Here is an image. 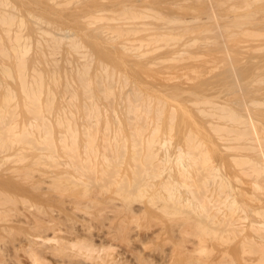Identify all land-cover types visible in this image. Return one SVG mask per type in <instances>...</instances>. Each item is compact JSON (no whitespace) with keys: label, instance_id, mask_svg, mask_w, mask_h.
Wrapping results in <instances>:
<instances>
[{"label":"bare ground","instance_id":"obj_1","mask_svg":"<svg viewBox=\"0 0 264 264\" xmlns=\"http://www.w3.org/2000/svg\"><path fill=\"white\" fill-rule=\"evenodd\" d=\"M82 1L83 0H0V62H1L0 63V66H1L0 67V76L2 75V76L7 78V80H6L7 83L4 82L5 85L3 84L4 99L2 100V98H1V101H4V102L3 103L0 102V103L4 104V106L6 105V103L7 104L10 103L13 106L16 105L15 107H18L17 104L19 105V107L16 108V109H18L17 110L18 112L16 113L18 115L17 118L12 116L14 120L11 119L14 121V123H13L14 125L11 128L12 132L10 134H8L7 136L6 135L3 136V134H2L3 132L0 133V167L2 168L1 170H3L4 168H5V171L8 170V172L6 171L7 173L5 172L6 173L5 175H3L4 173L2 171H0V174L2 173L0 175V264H172V263H175L176 260H177L176 263L178 264L181 261L180 257H179V259H176L175 256H179L181 253V251L179 250V246L175 250L169 251V252L168 251L164 252L161 249L163 252L161 253L160 252L161 250H160L159 254L160 253L161 254L158 255L156 253L158 256H155L153 254L151 255V253L145 254L146 253L145 252V250H146L145 244L147 242V240H145V239H147V236H146V238H141L139 240V242H140L139 246L136 248L134 246H128V245H125L126 247H123L122 246V244H123L122 240L124 238L122 239L121 238L122 236L119 235L120 233H126V235H127L128 231H129L128 229L133 228L131 226H134V228L132 229L134 231V229L137 228L135 226L138 224H136V225L130 224L128 226L127 223L130 222L129 219L130 218L133 219L136 216V214H139L144 210L147 211L152 206H153V209H151L152 212H155L156 210H158L161 212L165 211V213H166V212H168L167 209H171L172 211L171 210H169V211L172 212V214L176 213L178 215L179 214L181 215V213H182L181 219H183V215H184L183 213H185V212H184V209L182 212V208L185 206L187 207L186 204L191 205V203L192 204L194 203L196 205L195 201L196 202L198 201L200 204L199 200H201V199L192 200V198L193 199L197 198V196L195 197V194L192 195V193H193L192 190H190L189 186H187V183H184L183 182L184 179H182L183 175H188L190 173L189 171H191L194 167H196L195 166L196 161H197L198 157L200 156V154L202 153V149L199 148L200 144L196 145L197 144L196 142L198 139L195 140L194 139L195 133L192 134L193 135L192 139L195 140L196 142H194L192 140V143L193 142L194 143L190 144L187 142V139H186V134H188L187 132L189 129L185 130L187 132L183 133L184 135L180 134V133H182L181 131H176V133L174 135H178L177 137H174L173 131H172L176 128H179V130H180L181 129L180 127H182L180 124L182 121L180 119H178V117H177L176 111H178V109L175 106V103H177V102L179 103L180 101H178V100H181L180 98L182 95L178 94V92H181V91L176 92V90H175V92H173L174 90H172V91L168 90L169 87L167 88V92L164 94L154 93L155 91L153 93H148V92H141L140 93L139 91H137V93H136L137 97H135L134 95H132L128 92L123 91V89H125L124 87H126L125 83L127 84V82H129V81L131 82V81H135V80L139 81V80H138V77H136V79H135V75L133 74V72H130L129 69H128V71L131 74L127 73L129 75H126V72H123V71L122 72L124 74L121 73V69L123 70V68L121 67L122 66V60H119V59H122V56L124 54H128V55L136 54L137 55L138 51H141V53L139 52L140 55L144 56L142 54L143 52L145 54L149 50H151V49H148L147 46L150 47L153 44L148 39L149 36H147L145 34H147L149 30L151 31V29H153V27L157 28V26L160 29L165 27L164 30H166L167 28H168V30L172 29L173 27L171 25V22H173V19L172 18L170 19V17H173V16H170V17L168 16L169 18L166 16L172 15V14L174 15V12L172 13V11H171V13H170V12H168L169 11L168 10V11H165L166 12L165 13L163 10L162 15L168 13L167 15H164V17H163V18L166 17V19H168L166 21V24L168 26L167 25L164 26L161 23L159 25L155 23L156 24L155 25L156 27H155V26L149 25V24H154L151 21H153V18L156 17L153 14V9L155 8V6H154V8H151V7L154 5L152 2L156 1L157 3L156 2L155 3L158 4L159 0H154V1L151 0L152 2L151 1L149 2V5L151 3L153 4V5H150L151 7L147 4L148 2L146 3L147 6L152 10L151 14H150L149 10H148V12L143 10L145 8L139 9V8H137L138 5L134 6L133 4H135L136 2L133 0H126V1L121 0L120 2H118L116 0L115 1L112 0L111 3L108 1L109 4L105 3V1H103L104 2L103 3V2H101V0H100V3H99V0H93V2L91 0H89V1L85 0L84 2H86V1L92 2V3H90V5L86 2L85 6H84L85 3L84 4L81 3ZM162 1H160V2H162ZM206 1L208 4V11H206V12H208V17L210 19V22L212 23V26L214 25L216 32L219 35V38H221V41L223 44V45L222 44L221 45L224 48L225 61L227 62L228 66H229V67L228 66L227 67L229 68V70L231 72L232 78L235 80V83L232 81V85H234V87L237 88V90H235V91H238L237 92L238 96H237V93H235V97H237V98L232 97V102H233L232 104H234L232 107L228 108L227 107L228 105H227V106H225L227 108L224 107V109H225L224 110V109H222L223 107L219 108L220 107V106H218L219 104L216 105L218 107V109H220L219 111L222 110V112H221L222 115H220L221 113H219V115H216L217 116L216 118L219 119V118H222L221 116H223V119H221V120L225 121V123H223V124H226V123L228 124L230 122L229 124H231L232 126L234 125L233 128H231L230 126L227 127V125H226V127L228 129L227 130L226 128H224L225 125L222 126V124L220 123L221 124L220 127H222V128L219 127L220 128L219 130L222 132V136L224 133L223 137H225L226 140H227V137H229L230 133L231 134L234 133L233 136L230 134L231 138L235 137L236 139L238 138L239 140L242 139L241 141H243V143L247 142L245 144H242V142H240L242 144L241 148L243 145L247 144L245 146L247 148L246 152L248 150L250 157L248 155L249 158L248 157H246V158L249 160V162H251V164L254 168L253 171L255 170L254 172H256L258 174V177H261L260 179L263 180V182H264V124H263V118L264 117H262L263 115H261L263 113L262 111H261L262 113L259 114L260 110H262L261 107H264L263 105L261 106V103L263 104L264 98L260 97V96L258 97L259 93L256 94V93L252 92V93H254V94H252L251 92H247V91L243 92L242 91L243 89L250 88V87H248V85L246 87H244L245 85H243V84L241 85V83H240L241 81H239L240 76H239V74H237L238 72L236 71L237 66L235 68V66H234L235 62L233 63V58H232L233 56L231 55V52H230L231 48L229 49L226 46L225 40H223L224 31H223V29H221V27H224V26H221V24H220L221 20L219 21V19H218V15L220 13L219 14L216 13L217 11H215V7L213 6L214 4L212 3L211 0H206ZM127 2L130 4H128ZM133 2H135V3H133ZM162 3L158 4V6L163 5ZM118 4L120 5V7H119L120 10L116 8V7H118L117 6ZM142 5H144V4H142ZM133 6L136 7L138 10H142V11H140V12L138 11L139 13L136 11L137 12V14H136L134 12V10H136V9H133L134 8ZM143 7H145V6H143ZM260 7L262 8V5ZM115 8H116V10H115ZM128 8H130V9L132 8L133 12L135 14H132L133 12H131V10H130V12H131L130 13L128 11ZM164 8L166 9V6ZM93 10H95V11H93ZM144 11L146 12V14ZM253 11H257V9L256 10L253 9ZM142 12H144V14ZM155 12H154L155 15L161 16L160 15L161 13L157 14V11H155ZM53 13H55V14H53ZM243 14H245V13H243ZM54 15H56V16H54ZM238 15H240V14H238ZM263 15H264V13L262 14V16ZM148 16H151V17L154 16L152 19H151V17H149L150 18V20H148V21H150L149 23L146 20V18H148ZM176 16H177V19L175 18V21H177L176 24H178V26H180L179 24L181 23V27H182L184 24V23L182 24V21L184 19L182 21H178V18H180V16H178V15H176ZM242 16H240V18ZM247 16H249V15H247ZM257 16H259V15H257ZM257 16H256V18H257ZM142 18H144V19H142ZM159 18L160 17H158L157 19H159ZM169 19L171 20V22ZM181 19H182V17H181ZM244 19L246 20L247 18L244 17ZM68 20L70 21L69 22L70 24H71V21H72V23L75 24V25H73L74 29H72L73 26L71 27V25L69 23L68 24L70 25L71 29L69 28V26H67L68 28L63 26V24H65L64 22H66V24H67ZM159 20L164 21L165 19L161 18ZM231 20L233 21V19H231ZM239 20L240 19H237V20L234 19V21L231 24L236 25L234 23L240 24L243 21H244L243 23L246 24V22L248 23L251 20V17L249 16V21L243 20L241 22L242 19L240 21ZM258 20H260V19H258ZM258 20H257V22H258ZM262 20H264V17L261 19V22H262ZM158 21H157V23H159ZM184 21L186 23H188V21H190V20L187 21L185 19ZM203 22L208 24L209 21L208 22L203 21ZM252 22H256V21H252ZM261 22H260V24H261ZM200 23H202V22H200ZM172 24H174V23H172ZM170 25L172 28L169 27ZM203 27H205V26H203ZM231 28L233 30V29H236L238 27H231ZM242 31H244V30H242ZM231 32L233 33V31H231ZM237 32H239V31H237ZM234 33H235V31H234ZM248 34L249 33H247V35ZM155 35H154V37H155ZM238 35H239V33H238ZM150 36H151L150 39L152 40V38H153L152 33ZM162 36H164V35H162ZM250 36H249V38H251ZM143 37H148V38H143ZM209 37H211V36H209ZM100 38H101V40H100ZM133 38H134V40L139 39L138 44L136 42L134 44ZM145 39H148L152 44L151 45L148 44L147 43L148 40H147V42L144 43L143 41ZM86 40L87 41L89 40L92 43H94V47H92L93 44H90L91 42H89L90 45L88 44V42L86 43ZM153 40H155V39L153 38ZM158 40H159V38L156 41H158ZM165 42H166V40H165ZM226 42H228V40ZM154 43H155V41H154ZM164 43L161 46H164ZM174 43H177V42H174ZM182 43H183V41H182ZM171 44L172 43H170L169 46H172ZM259 45H260V43H259ZM153 46H157V45H153ZM181 46H183V45H181ZM243 46H245V45H243ZM166 47H167V44H166ZM260 47H263L262 44L260 45ZM116 48L120 49V50H117ZM159 48H158V50H159ZM176 48H178V47H176ZM219 48H221V47H219ZM256 48H258V47H256ZM165 49H167V52L170 51V50L168 51V48H165ZM179 49H180V47H179ZM217 49H218V47H217ZM263 49H264V47H263ZM177 51H179V50H177ZM57 52L61 53L60 56H57L58 55ZM165 52H166V50H165ZM252 52H254V51H252ZM154 53H155V51H154ZM256 53H259V52H256ZM155 54H153V55H155ZM131 55H130V57H131ZM127 57H129V56L126 55L125 58L129 60V58H127ZM154 57H156V56H154ZM135 58H137V57H134L133 60ZM57 59L58 60L62 59V61L59 62ZM234 59H235V57H234ZM136 60H138V59H136ZM151 60H152V58H151ZM164 60H166V59H164ZM64 61H66V62L69 61L68 62L69 64L65 63ZM154 61H155V59H154ZM134 62H137V61L134 60ZM164 63H165V61H164ZM141 64H142V61H141ZM145 64H147V63L145 62ZM236 64H237V62H236ZM154 65L155 64H153L152 66H154ZM148 69H149V66H147L146 70H148ZM94 75H96V76L99 75L98 77L100 78L101 85L103 84L102 85L103 87H101L102 91H99V92H101V94L98 93L99 94L98 96H97V92L95 91L98 88V86H96V84H98L97 80H96L98 77H96ZM144 76H145V73H144ZM143 80H144V77H143ZM140 85H141V83H140ZM230 85H231V83H230ZM143 87L146 88L147 86L144 85L142 82V87H140V89L142 88V90H144ZM150 88H152V86ZM65 89L68 91L67 93H69V90H73V94L75 95L72 97L73 99L72 98L70 99V97H69V99H67L68 97L64 98L63 97L64 95H60L62 92H64ZM99 89H100V87L98 88V90ZM120 90H122V91H120ZM148 90L146 89V91H148ZM154 90H155V88H154ZM67 93L65 92L64 94H67ZM204 93H202V94H204ZM249 93L252 94V96ZM111 94H113L114 96ZM182 94H184V93H182ZM1 95H2V92L0 93V96ZM100 95H101V97H100ZM109 95L113 99H110ZM178 95L180 96V98ZM207 95H209V93H207L206 96ZM221 95H219L218 97H224L222 93H221ZM202 96L204 97L205 95H201V97L199 99H201ZM210 96H211V94H210ZM210 96L206 97L208 99L202 98L201 101H203V104L201 103V105L204 106V104H206V102H207V104L205 106L208 105L209 106L208 108H210L211 107V105H209L210 104V100H209ZM15 97H17V98L15 99ZM108 97H109V100H108ZM184 97H185V95H184ZM198 97H196V98H198ZM229 98H231V97L229 96ZM186 100H188V99H186ZM218 101H220V100L218 99ZM181 102H183L182 104L185 103L183 101V99L181 100ZM186 102H188V101H186ZM222 102L224 103L225 101L223 100ZM108 104H112V106L113 105H115V106L113 108L108 106L109 108H112V109L109 111H107V110L105 111V107L108 108L107 107ZM214 104H216V103H214ZM259 104H260V106H259ZM32 105H34V106L38 105V106H36L37 107L36 108ZM125 106H127V107H125ZM134 106H136V107H134ZM216 106L214 105V107L213 106L211 107L213 109V112L211 111V109L210 110L205 109V112L211 111L212 114L216 113L217 111L214 110V108H217ZM229 106H231V100H230ZM49 107L51 108V110L49 109ZM80 107H82V108H80ZM84 107H86V108L88 107V108L84 110ZM180 107H181V105H180ZM182 107H183V105H182ZM198 109L199 108H197V110ZM130 110H133L134 112L130 113L129 112ZM15 111L13 110L14 113H15ZM224 111H226V112H224ZM136 113H137V117L139 119H141V117H142L143 121L147 122L146 124L150 125L149 127L146 128V129L149 128L148 132H145V133L143 132V130H141V126L139 128L137 127L138 128L137 134H139V136L144 137V141H145L144 143H149V145L150 144L153 145L154 149L153 148L152 149L154 150V152H158L159 149H161V151H162V154H160V156H161L160 160L162 161L161 165H160V169H161L160 172L161 173L156 172L157 176H158V174H161L162 178H160V179L158 178L161 182L159 180H157V184L159 183V185L164 187L165 189L164 188L163 189H164V191H166L165 194L168 193L167 195L171 196L172 198L171 197L169 198L167 195H165V197L166 196L168 197V198L166 197L168 200L166 201V199H165V202L161 201L162 203H159L160 200H158V202L154 201V204H152L153 202H151V204H148L146 202L144 204V202H143L142 205H139V206L136 205L135 206L134 205L135 203L133 202L135 199H132L135 196V194L131 193L128 195L126 193V195H125V192H127V191H125L126 190L125 189L124 191H121L123 193H121L119 191L117 192L118 194L116 193L117 195L115 196V198L118 196L119 197L121 196L120 198L118 197L119 201L117 200L118 199L117 198V199H115V201H117V202H115L114 198L112 197L113 199L112 198L111 199L113 201L110 200V203H111V201L114 203L109 204L108 206L107 205L104 206L103 203H105L106 201L104 202L102 195H105V194L104 193L101 194L103 192L101 190L105 188V183H104V185H101V182H100L99 185H96L95 187L91 186L89 188H86V187L81 188V187H84L85 184L84 185L82 183L79 184L80 182H83V181L79 182L77 180L79 178L78 175H84V173L79 174L77 172H80V171L83 172V170L84 171L87 170L90 166H93L94 164H97L98 162H100V160L102 162V161L110 160V158H108V156L104 154L105 152L104 153L102 152V149H101L102 146L100 148L101 153L98 152L96 155H94V153H91L90 156L88 153L87 155L82 156L81 153L83 152L84 149L86 150L87 141H89V139L82 137L81 136L82 134L79 135V132L81 130L76 129L77 127L74 125L73 122L74 121L84 122L86 120L84 117H87L89 121L101 120V123L104 125L103 127L107 128L108 131L110 130L109 132H111L109 139H110V143L112 144L111 146L113 148L117 149V147H119L118 143H120L121 139L126 138V140H128L127 141V147L129 148V150H134L137 147L135 144V139H133V137L129 136L128 134L127 135L124 134L123 131H120L119 127H121V125H122L121 122H122L123 118L130 117L131 114H133V116H134ZM5 114H6L5 111L1 110L0 122L2 124H4L2 121L5 118L4 117ZM202 114H204V113L202 112ZM12 115H14V114L12 113ZM207 115L208 114H206V116ZM133 116H131V118H134ZM82 117H83V119H82ZM210 117H208V118H210ZM138 118H137V121H138ZM193 118H194V116H193ZM79 119H82V120H79ZM129 120H130V118H129ZM206 120H207V118H206ZM47 122L50 123L49 128L51 127V131H49V129L47 128L48 125H46L47 127L45 126V124ZM119 122H120V124H118ZM124 122H125V120H124ZM8 123L6 122V124H8ZM159 123H161V124H159ZM76 124H78V123H76ZM90 125H91V122H90ZM129 125H131V124H129ZM100 126H102V125H100ZM0 127H3V126H0ZM134 127H135V125H134ZM213 127H215V126H213ZM129 128H130V126H129ZM137 128H135V129H137ZM182 128H184V123H183ZM198 128H201V127H198ZM210 128H212V127H210ZM229 128L231 129V132H229V130H230ZM7 129H8V127H7ZM135 129H133V130H135ZM222 129H223V131H222ZM232 129H233V131H232ZM78 130H80V131H78ZM94 130H96V129H94ZM181 130H183V129H181ZM77 131H78V133H77ZM224 131L227 133H225ZM109 132H107V133H109ZM130 132L133 133L134 135L136 134V133H134L135 131L132 132V130H131ZM85 133H86V131H85ZM157 134H160V136L157 137L156 136ZM206 134H207V132H206ZM225 134L226 135L228 134V136L226 137ZM219 135H221L220 132H219ZM234 135H236V136H234ZM85 136L87 137V135H85ZM106 136H107V134H106ZM197 136L198 135H196V137ZM234 139H230V140H234ZM34 140L38 141L39 143H42V144L48 143V145H49L51 143L53 145L54 150L53 149L51 150L50 148H48L47 147L48 145L47 146L43 145L44 148L34 147L32 145V141L35 142ZM189 140H191V139H189ZM224 141H225V139H224ZM74 142L76 144L79 143L78 150H80L79 153L81 154V156H79L78 159H75L76 158L75 154H74L75 157L72 158L71 156L74 152L72 151L73 153H69L70 150L67 149V148H72V146H74L73 145ZM90 142L92 143V141H90ZM108 142L109 141H107V143ZM199 142H201V139L199 140ZM227 142L224 143L223 147H225V144ZM76 144H75V146H76ZM125 144H126V142H125ZM90 145L88 147L89 150L91 148ZM106 145L107 144H105V146ZM147 145H145V146H147ZM237 145H238V143H237ZM75 146L73 147V149L74 148L77 149ZM227 146H228V144H227ZM77 147H78V145H77ZM107 147L110 148L109 145H107ZM139 147H141V146H139ZM203 147H204V145H203ZM205 147H206V145H205ZM119 148H121V146ZM196 148H198V149H196ZM7 149H11L12 152L11 151L7 152L8 151ZM66 150H68V153L71 156L68 154H63L66 152ZM91 150H92V148H91ZM121 150H124V148ZM243 150H245V149H243ZM54 151H55V153H53ZM75 151H77V150H75ZM110 151H112V150H110ZM203 151H205V150H203ZM243 153H245V151ZM248 153H246V154H248ZM114 154L116 155V153H114ZM76 155H79V154H76ZM205 155H207V154H205ZM112 156H114V155H111V157ZM120 156H121V154H120ZM121 157H123V154ZM40 158L41 159L43 158V159L41 160ZM116 158H118V157H116ZM93 159H95V161L97 163ZM97 159H99V161H97ZM121 159L123 160V158H121ZM111 160H113V159H111ZM248 160L245 159L244 164L246 161L248 162ZM25 161L26 162L31 161V163L34 164V166H30V164H28V163H27L28 166H24ZM22 162L24 163V165ZM247 162H246V164H247ZM19 164H22V165H19ZM251 164H249V166L248 165H246V166H248L250 168ZM116 165H118V164H116ZM199 165H201V164H199ZM241 165H242V163H241ZM116 167H118V166H116ZM116 167L114 169V174L112 176L115 175ZM153 167H156V166H153ZM94 168H96V167H94ZM37 169H41V170L44 169V170H42L43 172L44 171H47V172L51 171L50 172L51 174H50V176L47 174V176H49V177H46V175H45V177H42L43 175H41V174L40 175L33 174V171L35 172V171H37ZM241 169H243V168L241 167ZM185 171L186 172L188 171L189 173L186 174ZM174 172L177 175H173V178H172L171 175ZM178 174L181 175L182 177L181 176L178 177ZM205 174H207V173H205ZM216 174H217V172H216ZM223 174H225V173H223ZM223 174H221L222 177H223ZM152 175H153V173H152ZM198 175H200V174H198ZM195 176H197V175H195ZM207 176H209V173L207 174ZM154 177H156V176H154ZM163 178H165V179H163ZM146 179H148V178L146 177ZM190 179H192V177ZM203 179H202V181H203ZM109 180H112V179H109ZM150 180H152V179H150ZM76 181L79 183H77ZM195 181H196V179H195ZM197 181H199V180H197ZM209 181H211V179ZM163 182L164 183L166 182V184L164 185ZM188 182H189V180H188ZM263 182L261 181L260 183H263ZM146 183H145V185H146ZM161 183H163V184H161ZM191 183H192V181H191ZM150 184L148 183V185H150ZM108 186H109V184L107 185V187ZM207 188H209L208 185H207ZM143 189H144V187H143ZM186 189H187V191H186ZM132 190L133 189H131V191ZM105 192H106V190H105ZM186 192H188V194ZM129 193H130V191H129ZM144 194L145 193H143V195ZM189 194L192 195V196L191 195L190 196H191V200L193 202L190 201ZM129 196L130 197L132 196V198H130ZM208 199H209V195H208ZM168 201H170V202L167 203ZM216 203H214V204H216ZM101 204H102V206H101ZM214 204L212 206H214ZM218 204H216V206ZM183 205H185V206H183ZM147 207H149V208L147 209ZM154 209H156V210H154ZM263 212H264V210H263ZM253 213H255V212H253ZM123 215L130 217L129 219L126 217V219H128L127 220L128 222L127 221H126L127 223L125 222L127 224L126 227H123V226H125L124 223H121V225L123 224V226H121V228L119 227L120 229H116L117 226H114L115 227L114 228L112 226V224L110 225V223L113 221V219L116 220V218H117V220H118V217L123 216ZM139 215H142V214H139ZM168 215H169V213H168ZM180 215H179V218L181 217ZM190 215L188 214V216H186V217H189ZM136 217H138V216H136ZM199 218H201V217H199ZM199 218H197V217L193 218L192 221L195 220V222H196L197 220H199ZM104 219H106L109 222V225L105 224L106 220H104ZM188 219H183V220H188ZM102 221H104V224L102 223ZM157 221H159V220H157ZM188 221H190V220H188ZM192 221H191V223H192ZM159 222H161V221H159ZM186 222L187 221H185V223ZM171 223H169V224H171ZM175 223L173 222V224H175ZM180 223H181V221H180ZM198 223H200L202 225L201 222H198ZM259 223H260V221H259ZM132 224H135V223H132ZM261 224H264V221L261 222ZM181 225L183 227L184 223L183 224L181 223L180 226H177V227H179L178 228L179 234H180V232L183 234L184 231H185L184 233H186V231H187L186 225L184 228H182ZM187 225H190V224L187 223ZM194 225H195V223H194ZM118 226H120V225H118ZM138 226H140V225H138ZM204 226H206V225L204 224ZM151 228H152V230H154L153 227H151ZM168 228H169V226H168ZM173 229H176V227ZM183 229H186V230H183ZM213 229H215V228H213ZM139 232H137V233H139ZM130 233L132 234V231H130ZM143 233H145V231ZM149 234L151 235V233H149ZM182 234L180 235L181 237L183 235H185V234H183V235ZM144 236L145 235H143L142 237H144ZM119 237L122 240L119 239V242H118L117 240ZM148 237H149V235H148ZM134 238L136 239V236ZM139 238H140V235H139ZM139 238L137 237V239H139ZM127 239H128V242L131 240V238H129V237ZM132 240H133V238H132ZM144 240H145V242H144ZM120 241H121V243H120ZM130 243H132V242L130 241ZM180 243H181L180 240H178L177 244H180ZM144 246H145V250H144ZM183 248H184V246H183ZM180 256H184V255L182 254ZM199 256H200V254H199ZM133 258H134V260H136V261H134L135 263L133 262ZM174 258H175V261L173 262L172 260H174ZM204 258L205 257H203L202 259H204ZM207 259H208V257H207ZM209 260H210V258H209ZM198 261L199 260H197L196 262H198ZM194 262H192V264ZM203 262H201V264ZM206 263L208 264L209 262H206ZM194 264H197V263H194Z\"/></svg>","mask_w":264,"mask_h":264},{"label":"rangeland","instance_id":"obj_2","mask_svg":"<svg viewBox=\"0 0 264 264\" xmlns=\"http://www.w3.org/2000/svg\"><path fill=\"white\" fill-rule=\"evenodd\" d=\"M84 1L85 0H83L81 3L82 4L85 3L84 4V6H85L87 1L86 2H84ZM91 1L93 2V0H91ZM91 1L87 2V3L90 5V3H92ZM103 1H105V3H108V1L110 3L112 2V0H107V1L101 0V2H103ZM116 1L120 2L121 0H116ZM133 1L136 2V3L133 2V3H135V4H133L134 6L138 5L137 8H139V9L145 8L143 10H145L146 12H148V10H149L150 14L152 13L151 12L152 10L147 6V4L149 5V2L151 0H133ZM152 1H154V0H152ZM160 1H162V0H159L158 4L163 2L162 3L163 5L158 6V4H156L157 2L154 1V2H152L154 5L151 3L150 5H153V6L152 7L150 5L149 6L151 8H154V6H155V8H154L155 10L153 9L154 16H156L157 18L160 17L159 19L162 18L165 20L164 21L161 20L162 21L161 22L156 17H155L156 19L153 18L154 16L153 17L148 16V18L149 17H151V19L153 18V21H151V22L154 23V24H149V25L155 26L156 24L159 25L161 23L164 26H166L167 25L166 21L168 20V19H166V17L173 16V17H170V19L171 18L173 19V22H171V20L169 19L173 28L171 27V25L169 27H171L172 29H169V30H168V28L166 30H164L165 27H163L161 29L158 26H157V28L153 27V29H151V31L149 30L148 33L145 34V35L149 36V38L143 37V38H148L153 43L152 44L148 39H145L143 41L145 43L148 40L147 43L150 45L152 44V46H150V47L147 46L148 49H151L147 52L148 54L147 53L144 54V52H143L142 54L144 56H142V55H140L141 51H138L137 55L136 54H134V55L130 54L131 55V57H130V55L124 54L122 56V59H119V60H122V66L121 67L123 68V70L121 69V73L126 72V75H129V74H131V73H129V71L133 72V74L135 75V79H136V77H138V80L140 81L139 82V81L135 80V81H131V82L129 81V82H127V84L125 83L127 88L126 87H124V88L127 91L125 89H123V91L128 92V93L134 95L135 97H137V94H136L137 91H139L140 93L141 92L153 93L155 91L154 93L164 94L167 92L168 87H169L168 90H170V91L174 90L173 92H175V90H176V92L181 91V92H178L179 95L180 94L182 95L181 98L179 95L178 96L181 100L183 99V101L185 103L182 104L183 102H181V100H178L180 102L175 103V106L178 109V111H176L177 117H178V119H180L182 121L180 123L182 127H183V123H184V128L180 127L183 130H181V129L179 130V128H176L172 131H173V135L176 133V131H181L182 133H180V134L184 135L183 133L187 132L185 130L189 129L187 132L188 134H186V139H187V142L190 144L192 143V140H193L192 134L195 133L194 139L195 140L198 139L197 142L195 140H193V141L197 143L196 145L200 144L199 148L202 149V153L198 157L199 160L197 159V161H196V165H195L196 167H194L191 171L188 170L190 173L188 171L187 172L185 171L186 174H188V173L189 174L188 175L182 174L183 175L182 179H184L183 182L187 183V186H189L190 190H192V192H193L192 195L195 194V197L197 196V198H194V199L192 198V200H196V199H201V200H199L200 204L198 201L197 202L195 201L196 205L194 203H193L194 205L192 203H191V205L190 204L188 205L185 203L187 205V207L185 205H183V206H185L182 208V212H183V209L185 212V213H183L184 214L183 219L189 218L188 220H190V221L181 219L182 213H181V215L179 214L181 216L180 218H179L178 214H176V213L172 214V212L169 211L171 209H167L168 212H166V213H165V211L161 212V211H158L156 209H154V210H156L155 211L156 213L152 212V210H151V209H153V206H152L150 209H148L149 207H147V209H148L147 211L144 210V211H142L143 213L142 212L139 213L142 215L136 214V216H138V217L135 216L136 218L133 216L135 218V219L133 218L134 220L131 219L130 217L123 215V216L118 217V220H117V218H116V220L113 219L114 222L112 221L110 223V225L112 224L113 227L117 226L118 228L116 227V229H120L121 226H123V224L121 225V223H124L125 226H123V227H126L127 224H128V226L130 224L131 225H136V224L140 225V226H138V225L135 226L137 228L139 227L138 229L137 228L134 229V231L136 230L135 231L136 233L132 230L134 228V226H131V227H133L132 229H128L129 231H128L127 235H126V233H120L119 235H121L122 236L121 238L122 239L124 238V239L122 240L119 237L117 241L119 242V239L122 240V243H123L122 246L123 247H126L125 245H128V246H134L137 248L139 246V243H140L139 240L141 238H146V236H147V239H145V240H147V242L145 244L146 250H145V246H144V250L146 252L145 254L151 253V255L153 254L155 256H158L163 251L164 252L173 251L179 246V250L181 251L180 255L183 254L184 256H180V255L175 256L176 259H179V257H180L181 261L178 264H192V262H194V261H195L194 263H197V264H201V262H203V261L204 262L202 264H204V263L207 264L206 262H209L208 264H264V224H261V222L264 221V212H263V210H264V182H263V180L260 179L261 177H258V174L256 172H254L255 170L253 171L254 168H253L251 162H249V160L246 158L249 155L248 150L246 152L247 148L245 147L247 144L242 146V148L245 150H243L241 148V145L245 144L247 142L243 143V141H241L242 139L239 140L237 138L238 139L237 140L235 137L231 138V135L233 136L234 133L233 134L230 133L231 135L229 134L230 138L227 137L228 134L227 135L225 134V136L227 137V140H226V138L223 137L224 133L222 136V132L219 130L220 128H222V127H220L221 124H222V126L225 125L224 128H226V129L228 126L233 128L234 125L232 126L231 124H229L230 122L228 124L227 123L223 124V123H225L224 120H221V119H223V116H221L222 118H219V119L216 118L217 117L216 115H219V113L222 112V110L219 111L220 109H218V107L216 105L219 104L218 105V106H220L219 108L223 107L222 109H224V107L227 105H228L227 106L228 108L232 107L234 105V104H232L233 103L232 97H235V93H237L238 91H235V90H237V88L234 87V85H232V81L235 83V80L232 78L231 72L228 68L229 66H228L227 62L225 61L224 48L222 46L223 44H222L221 38H219V35L217 34L214 25L212 26V23L210 22V19L208 17V12H206V11H208L207 1L206 0H163L162 2H160ZM211 1L214 4L213 6L215 7V11H217L216 13H218V14L220 13L218 15V19H219V21L221 20V22H220L221 26L225 27V28L221 27V29H223V31H224L223 40H225L226 46L229 49L231 48L230 52H231V55L233 56L232 57L233 63L235 62L234 66H235V68L237 66L236 71L238 72L237 74H239V76H240L239 81H241L240 82L241 85L242 84L245 85L244 87H246L247 85H248V87H250V88L243 89L242 91L243 92L247 91V92H251V93L254 92L256 94L259 93L258 97L260 96V97L264 98V55H263L264 54V49H263V47H264V20H262V22H261V19L264 17V15L262 16V14L264 13V0H248V1L247 0H211ZM99 3H100V0H99ZM128 4H130V3H128ZM142 4H144V5H142ZM261 5H262V8L260 7ZM117 6L118 7H116V8L119 9L120 5L118 4ZM143 6H145V7H143ZM165 6H166V9L164 8ZM116 8H115V10H116ZM137 8L136 7L133 8V9H136V10H134V12L136 14L138 11L139 12L142 11V10H138ZM133 9L128 8V11L130 12V10H131V12H133ZM253 9L254 10L257 9V11H253ZM163 10H164V12L169 10L168 12H170V13L172 11V13L174 12V15L173 14L167 15L168 13L167 14L163 13L164 15H167L165 18H163L164 17V15H162ZM93 11H95V10H93ZM155 11H157V14L161 13L160 14L161 16L155 15V13H156ZM134 12L132 14H135ZM144 12H142V13L144 14ZM146 12H145V14H146ZM243 13H245V14H243ZM53 14H55V13H53ZM238 14H240V15H238ZM246 14L251 17V20H250L251 22L249 21V16H247ZM176 15L180 16V18H178V21H182L183 19L184 20L186 19L187 21L190 20V21H188V23H186L183 20L182 24L184 23L185 25L183 24V26L181 27V23H180L179 24L180 26H178V24H176L177 21H175V18L177 19ZM257 15H259V16H257ZM54 16H56V15H54ZM240 16H242V17L240 18ZM256 16L260 20H258L256 18ZM181 17H182V19H181ZM244 17H246L247 18L246 20L249 21L248 23L246 22V24L243 23L244 22L243 20H245ZM148 18H146L147 21L150 20V18L149 19ZM142 19H144V18H142ZM229 19L230 20L233 19V21H234V19L235 20H237V19L241 20L242 19L241 22L242 21L243 22L240 23L239 22L240 20H239L238 22L240 24L234 23L236 25H232L231 23L233 21L232 20L230 21ZM156 20L157 21L159 20L158 21L159 23H157ZM257 20H258V22H257ZM203 21H207V22L209 21V22H208V24H206ZM252 21H256L257 23L252 22ZM69 22H70L69 20L67 21V24H66V22H64L65 24H63V26L66 28H68L67 26H69V28H70V25H71V27L73 25H75L74 23H72V21H71V24ZM149 22L150 21H148V23ZM200 22H202V23H200ZM260 22H261V24H260ZM172 23H174V24H172ZM203 26H205V27H203ZM231 27H238L239 29L236 28V29L232 30ZM72 29H74V26L72 27ZM242 30H244V31L246 30V31L244 32ZM231 31H233V33ZM234 31H235V33H234ZM237 31H239V32H237ZM151 33H152V36L155 40H153V38H152V40L150 39ZM238 33H239V35H238ZM247 33H249V34L247 35ZM154 35H155V37H154ZM162 35H164V36H162ZM209 36H211V37H209ZM249 36L251 38H249ZM157 37L159 38L158 41H156L158 39ZM100 40H101V38H100ZM165 40H166V42H165ZM227 40H228V42H226ZM154 41H155V43H154ZM182 41H183V43H182ZM87 42L89 44V42H91V41L86 40V43ZM133 42H134V44H135V42L138 44L139 39L134 40V38H133ZM174 42H177V43H174ZM163 43H164V46H161V45H163ZM170 43H172L171 44L172 46H169ZM259 43H260V45L262 44L263 47H260ZM90 44H93V46L92 45L91 46L94 47V43L91 42ZM166 44H167V47H166ZM153 45H157V46H153ZM181 45H183V46H181ZM243 45H245V46H243ZM176 47H178V48H176ZM179 47H180V49H179ZM217 47H218V49H217ZM219 47H221V48H219ZM256 47H258V48H256ZM158 48H159V50H158ZM165 48H168V51L169 50L170 51L167 52V49H165ZM164 49L166 50V52ZM117 50H120V49H117ZM177 50H179V51H177ZM154 51L157 55L154 53ZM252 51H254V52H252ZM256 52H259V53H256ZM57 54H56L57 56H60L61 53L57 52ZM153 54H155V55H153ZM126 55L129 56V57H127V58H129V60L125 58ZM154 56H156V57H154ZM134 57H137L134 59L137 62H134V60H133ZM234 57H235V59H234ZM151 58H152V60H151ZM136 59H138V60H136ZM154 59H155V61H154ZM164 59H166V60H164ZM58 61L60 62V61H62V59L61 60L59 59ZM141 61H142V64H141ZM164 61H165V63H164ZM64 62L69 64L68 63L69 61L68 62L64 61ZM145 62L148 65L145 64ZM236 62H237V64H236ZM153 64H155V65L152 66ZM147 66H149L148 70H146ZM128 69H129V71H128ZM127 73H129V74H127ZM144 73H145V76H144ZM94 76H96V75H94ZM98 76H96V77H98ZM0 77H1L0 78V80H1L0 81L1 82L0 83V93L2 92V95H3V92H4L3 91V84L5 85L4 82L7 83V81H6L7 78L2 76V75ZM143 77H144V80H143ZM96 80H97V83L99 84V85L96 84V86H98V88L100 87V89H101V87H103L102 86L103 84L101 85L100 78L98 77ZM141 81L143 82L144 85L147 86L146 88L143 87L144 90H142V88L140 89V87H142ZM140 83H141V85H140ZM230 83H231V85H230ZM150 85L152 86V88H150L151 87ZM153 87L155 88V90ZM98 88H97V90H95L97 92V96L99 94H101V92H99V91H102V89L98 90ZM146 89L147 90L149 89V90L146 91ZM65 90H64V92H62L60 94V95H64L63 96L64 98L68 97L67 99H69V97H70V99H71L73 96H75L73 94V90H69L70 94L67 93L68 92L67 90L66 91ZM120 91H122V90H120ZM65 92L67 94H64ZM182 93H184V94H182ZM202 93H204V94H202ZM207 93H209V95L206 96ZM221 93L223 94L224 97H218L219 95H221ZM254 93H252V94H254ZM210 94H211V96H210ZM252 94H250V95L252 96ZM111 95H113V94H111ZM184 95H185V97H184ZM201 95H205L204 97L202 96V98H204V99H208L206 97L210 96L209 97V100H210L209 105H211V107L212 106L214 107V105L217 107V108H214V110L217 111L216 113L212 114L213 109L211 107L208 108L209 107L208 105L205 106L207 104V102H206V104H204V106L201 105V103L203 104V101H201L202 98L199 99L201 97ZM212 95L213 96L215 95L214 96L215 98ZM1 96H0V102L3 103L4 101H1V98L3 100L4 95L2 97ZM229 96L231 98H229ZM237 96H238V93H237ZM100 97H101V95H100ZM109 97H110V99H113V98H111L110 95H109ZM109 97H108V100H109ZM196 97H198V98H196ZM16 98L17 97H15V99ZM235 98H237V97H235ZM186 99H188V100H186ZM218 99L220 101H218ZM223 100L225 101L224 103L222 102ZM230 100H231V106H229ZM186 101H188V102H186ZM1 103H0V106L2 108L0 107L1 108L0 112H1V110L5 111L6 114L4 116L5 118L2 121L4 124H2L0 122V124H1L0 126H3V127H0L1 128L0 133L3 132L2 133L3 136L4 135L7 136L8 134H10L12 132L11 128L14 125L13 124L14 119L12 116L17 118L18 115L16 113L18 112L17 111L18 109H16V108H18L19 105L17 104L18 107H15L16 105L13 106L10 103H8V104L6 103V105L4 106V104H1ZM214 103H216V104H214ZM179 104L181 105V107ZM182 105H183V107H182ZM262 105L264 106V100H263V104L261 103V106ZM32 106H34V105H32ZM36 106H38V105H35L34 107H36ZM108 106L113 108L115 105L112 106V104H108L107 107ZM259 106H260V104H259ZM109 107L108 108L105 107V111L106 110L109 111L112 109ZM125 107H127V106H125ZM134 107H136V106H134ZM227 107H225V108H227ZM80 108H82V107H80ZM87 108L84 107V110ZM197 108H199V109L197 110ZM49 109L51 110L50 107H49ZM205 109H207V110L211 109L212 112L209 111L211 114L207 111L205 112ZM261 109L262 110H260V112L259 111L258 112H259V114H261L263 112L261 115H263L262 117H264V107H261ZM13 110L14 111L16 110L15 113L13 112ZM133 110H130L129 112L133 113L134 112ZM202 112L204 114H202ZM224 112H226V111H224ZM12 113L14 115H12ZM206 114H208V115L206 116ZM220 115H222V113ZM131 116H133V114H131ZM131 116L123 118V120L121 122L122 125H121V127H119V129H120V131H123L124 134H126V135L128 134L129 136L133 137V139H135V144L137 147L134 150H129V148L127 147V141L128 140H126V138L121 139L120 143H118V146L119 147L121 146V148H119V147H117V149L113 148L111 146L112 144L110 143V139H109L111 132H109L110 130L108 131L107 128L103 127L104 125L101 123V120L89 121L87 117H84L86 119L85 121L83 120L84 122H82V121H79V122L74 121L73 122L74 125L77 127L76 129L81 130V131L78 130V131H80L79 135L82 134L81 135L82 137L89 139V141H87L86 150L84 149L83 152L81 153L82 156L83 155L85 156L88 153H89V156L91 153H94V155H96L98 152L101 153L100 148L102 146V148H101L102 152L103 153L105 152L104 154L107 155L108 158H110V160H107V161L101 162V160H100V162H98V163L95 161V159H96L95 158L93 160L98 165L93 163L94 165L90 166L89 167L90 169L88 168L85 171L83 170V172L82 171L77 172L79 174L84 173V175H85V176L84 175H78L79 178L77 180L79 182L83 181L84 183L83 182L79 183L76 181L79 184H81V183L83 185L85 184V186L81 187V188H85V187L89 188L91 186L95 187L96 185H99L100 182H101V185H104V183H105V188L101 190V191H103L101 194H103V193L105 194V195H102L104 202L106 201L105 203L102 202L104 206H106V205L108 206L109 204L114 203V202H112L113 201L112 199L114 198V201H115V199H117L119 197L118 196L115 198V196L118 194L117 192L118 191L119 192L124 191L125 189H126L125 191H127V192H125V195H126V193L128 195L131 193L135 194V196L133 195L134 196L133 198H132V196L131 197L129 196L130 198L135 199L133 201L135 203V204L133 203L135 206L136 205L137 206L142 205L143 202H144V204H145V202L148 204H151V202H153L152 204H154V201L158 202V200H160L159 203H162L163 201L165 202V199L167 201L168 200L167 198L171 197V196L167 195L168 193L165 194L166 191H164V189H165L164 187L159 185V183L157 184V180L162 178L161 174H158V176H157V173L161 171V169H160V165L162 162L160 160L161 159L160 154H162L161 149H159L158 152H154L153 145L152 144L149 145V143H144L145 142L144 137L139 136V134H137L138 128L140 126H141V130H143V132L145 133V132H148L149 128L148 129H146V128L149 127L150 125L146 124L147 122L143 121L142 117H141V119H139L137 117V113L133 116L134 118H131ZM193 116H194V118H193ZM136 117L138 118V121H137ZM205 117L207 118V120ZM208 117H210V118H208ZM129 118H130V120H129ZM11 119H13V120H11ZM82 119H83V117H82ZM82 119H79V120H82ZM124 120H125V122H124ZM6 122L7 123L9 122V123L6 124ZM90 122H91V125H90ZM76 123H78V124H76ZM49 124L50 123L47 122L45 124V126L48 125V127L47 126L46 127L49 129V131H51V127L49 128ZM118 124H120V122ZM129 124H131V125H129ZM159 124H161V123H159ZM263 124H264V118H263ZM100 125H102V126H100ZM134 125H135V127H134ZM226 125H227V127H226ZM129 126H130V128H129ZM213 126H215V127H213ZM7 127H8V129H7ZM198 127H201V128H198ZM210 127H212V128H210ZM135 128H137V129H135ZM83 129L86 131L87 134L85 133V131ZM94 129H96V130H94ZM133 129H135V130H133ZM131 130H132V132L135 131L134 133H136V134L134 135L133 133H131L130 132ZM78 131H77V133H78ZM222 131H223V129H222ZM232 131H233V129H232ZM107 132H109V133H107ZM206 132L208 135L206 134ZM219 132L221 133V135H219ZM229 132H231V129L229 130ZM105 133L107 134V136ZM225 133H227V132H225ZM85 135H87V137ZM196 135H198V136L196 137ZM156 136L159 137L160 134H157ZM177 136L178 135H174V137H177ZM234 136H236V135H234ZM199 138L201 139V142H199V140H200ZM223 138L225 139V141ZM189 139H191V140H189ZM230 139H234V140H230ZM90 141H92V143ZM107 141H109L108 142L109 144L107 143ZM124 141L126 142V144ZM225 142H227V143L225 144V147H223ZM240 142H242V144ZM237 143H238V145H237ZM41 144L42 143H39L38 141H35V142L32 141V145L34 147L44 148L43 145H46V146L48 145V143L42 144V145ZM75 144L76 143L74 142L73 145L75 146ZM105 144L109 145L110 148H108L107 145L105 146ZM227 144H228V146H227ZM77 145H78V147H77ZM89 145L92 148V150H91V148L89 150V148H88ZM145 145H147V146H145ZM203 145H204V147H203ZM205 145H206V147H205ZM74 146H72V148H67L68 150H70L69 153L74 152L72 154V156L68 153V150H66V152L64 151L65 153H63V154H68L72 158H74L76 156L75 159H78L79 156H81V154L79 153L80 150H78L79 143H77L75 146L77 149L74 148L77 151H75L73 149ZM139 146H141V147H139ZM47 147L50 148L51 150L53 149V145L51 143ZM123 148H124V150H121ZM109 149L112 151H110ZM196 149H198V148H196ZM7 150H8L7 152H10V151L12 152L11 149H7ZM203 150H205V151H203ZM244 151H245V153H243ZM53 153H55V151ZM114 153H116V155ZM246 153H248V154H246ZM74 154H75V156H74ZM76 154H79V155H76ZM120 154H121V156L123 154V157H121ZM205 154H207V155H205ZM111 155H114V156L111 157ZM116 157H118V158H116ZM249 157H250V155H249ZM121 158H123V160ZM111 159H113V160H111ZM245 159L248 160V162L246 161L247 164H246V162L244 164ZM97 161H99V159H97ZM240 162L242 163V165ZM27 163L30 164V166H34V164H32L31 161L30 162L25 161V165H24V163H23V165L28 166ZM116 164H118V165H116ZM199 164H201V165H199ZM249 164H251L250 168L248 167ZM19 165H22V164H19ZM246 165H248V166H246ZM116 166H118V167H116ZM153 166H156V167H153ZM94 167H96V168H94ZM115 167H116V170H115L116 172H115V175L112 176L114 174ZM241 167L243 169H241ZM1 169L2 168L0 167V171H2L4 173L3 175H5L8 172V170H6L7 172L5 171V168L3 170H1ZM42 170H44V169H42ZM42 170L37 169V171H35L36 173L33 171V174H35V175L41 174V175H43L42 177H45V175H46V177L50 176L51 171H49V172L44 171L43 172ZM216 172H217V174H216ZM222 172L225 174H223ZM152 173H153V175H152ZM205 173H207V174L209 173V176H207V174H205ZM47 174L49 176H47ZM179 174H178V177L181 176ZM194 174L197 176H195ZM198 174H200V175H198ZM221 174H223V177ZM173 175H177V174H175V172L172 173V175H171L172 178H173ZM154 176H156L157 178ZM146 177L148 179H146ZM191 177H192V179H190ZM149 178L152 180H150ZM109 179H112V180H109ZM163 179H165V178H163ZM195 179H196V181H195ZM202 179H203V181H202ZM210 179H211V181H209ZM188 180H189V182H188ZM190 180L192 181V183ZM197 180H199V181H197ZM261 181L263 183H260ZM145 183L147 186L145 185ZM148 183L149 184L151 183V184L148 185ZM163 183H161V184H163ZM108 184H109V186L107 187ZM165 184H166V182L164 183V185ZM207 185L209 188H207ZM143 187L145 190L143 189ZM131 189H133L132 190L133 192L131 191ZM105 190H106V192H105ZM129 191H130V193H129ZM186 191H187V189H186ZM121 193H123V192H121ZM143 193H145V194L143 195ZM186 193L188 194V192H186ZM165 195H167L168 197L166 196L167 197L166 198ZM190 195L191 194H189V198H190V201H192L191 200L192 195L191 196ZM208 195H209V199H208ZM119 198L117 199L118 201H119ZM110 200H112L111 203H110ZM115 202H117V201H115ZM169 202L170 201H168L167 203H169ZM214 203H216V204L219 203V204L216 206V204H214ZM213 204H214V206H212ZM101 206H102V204H101ZM253 212H255V213H253ZM168 213H169V215H168ZM187 213L189 215L190 214L191 215L189 217H186V216H188ZM126 217L128 219L130 218L132 221L129 219L130 222H128L127 221L128 219H126ZM196 217L197 218L201 217L197 221L201 222L202 225L200 223H198L197 221L195 222V220L192 221V219L196 218ZM104 220H106V219H104ZM157 220H159L161 222H159ZM180 221L182 224L184 223L183 227L181 225L182 228H184L186 225L188 232L186 231V233H184L185 232L184 231L183 234H185V235H183L181 232L179 234V231H178L179 227H177V226H180V224H181ZM185 221H187V222L185 223ZM191 221H192V223H191ZM259 221H260V223H259ZM173 222L174 223L176 222V223L173 224ZM102 223L104 224V221H102ZM132 223H135V224H132ZM169 223H171V224H169ZM187 223H189L190 225H187ZM194 223H195V225H194ZM105 224L109 225V222L106 220ZM204 224L207 227L204 226ZM118 225H120V226H118ZM173 225L176 227V229H173V228H175ZM168 226H169V228H168ZM151 227H153L154 230H152ZM213 228H215V229H213ZM143 230L145 231V233H143L144 232ZM155 230L156 231L158 230V231L156 232ZM183 230H186V229H183ZM130 231H132V234L130 233ZM137 232H139V233H137ZM149 233H151V235ZM142 234L145 236L142 237L143 236ZM181 234L183 235L182 237L180 236ZM134 235L136 236V239L134 238L135 237ZM139 235H140V238H139ZM148 235H149V237H148ZM128 237L131 238L130 241L132 243H130V241L128 242V239H127ZM137 237L139 239H137ZM132 238H133V240H132ZM145 240H144V242H145ZM178 240H180V242H181L180 244H177ZM120 243H121V241H120ZM183 246L185 249L183 248ZM159 251L161 252L160 254H159ZM199 254H200V256H199ZM203 257H205L204 258L205 260L202 259ZM207 257H208V259H207ZM175 258H174V260H172L173 262L175 261ZM209 258H210V260H209ZM197 260H199L200 262L199 261H198L199 263L196 262ZM134 261H136V260H134V258H133V262ZM176 261H175V263H176ZM175 263H172V264H175Z\"/></svg>","mask_w":264,"mask_h":264}]
</instances>
